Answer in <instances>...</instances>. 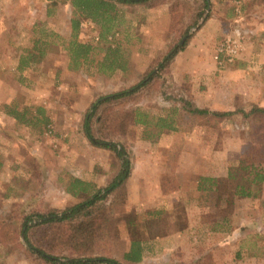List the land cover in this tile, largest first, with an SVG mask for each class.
Instances as JSON below:
<instances>
[{
  "label": "rangeland",
  "instance_id": "obj_1",
  "mask_svg": "<svg viewBox=\"0 0 264 264\" xmlns=\"http://www.w3.org/2000/svg\"><path fill=\"white\" fill-rule=\"evenodd\" d=\"M157 3L121 5L122 19L114 38L125 54L127 70L105 75L96 71L105 44L97 38L98 29L88 19H81L90 24H79L78 30V39L94 45L88 66L78 70L68 68L66 51L55 44L39 61L19 70L18 59L26 54L25 49L33 45L35 37H45L42 29L63 37L70 35L73 9L68 2L56 0H0V264H42L26 248L18 225L25 213L64 208L81 200L82 197L64 191L66 174L105 187L117 171L120 161L115 154L92 145L82 132L84 113L100 95L130 87L153 70L156 74L153 79L132 96L120 100L119 107L137 106L157 115L163 108L179 105L180 97H189L198 106L210 110L264 108V0H208L206 7L202 0ZM159 7L168 9L164 26ZM208 21H217V30L207 26ZM185 28L186 34L179 37ZM203 28L205 35L201 34ZM183 37L184 48L160 69L158 61L162 55L174 44H181ZM227 39L234 43L233 52L223 46ZM15 100L18 107L29 106L32 112L36 106L45 109L50 122L43 132L5 113L4 105ZM111 114L116 119L112 108ZM198 123L186 118L179 122L176 131H165L177 132L164 158L167 159L166 154L181 155L182 170L178 176L182 182L189 183L191 175L203 172L202 167L214 154L222 157L219 161L228 158V162L222 164H228L227 170L246 156L247 150L251 152V159L258 157L264 164V114L256 112L243 118L241 113H236L215 121L214 125ZM113 139L126 145L134 161L136 158L143 161L139 160L135 166L137 184L126 182L124 201L112 203L109 196L103 202L105 208L95 213L92 220L100 227L85 253L111 257L121 264H134L124 257L130 245L125 219L134 214L139 221L145 212L139 205H129V187L132 186L134 193L139 189L141 194L145 182L139 184V177L144 176L145 171L148 175L157 171L150 168L146 155L159 150L142 138L139 126L129 125L124 136ZM106 151L113 154L108 162L107 155L103 156ZM185 152L187 155L183 154ZM103 165L108 166L104 171ZM84 171H88L89 176ZM164 175L168 187L173 186L176 175L169 178ZM220 189L225 194L226 183L221 184ZM200 197L215 207L214 212L205 216L207 222L215 219L209 214H216L218 220L229 211L230 206L222 198L216 202L217 194ZM255 199L253 204L241 202L238 210L237 198H234L230 208L229 217L246 225L241 238H244L243 259L238 257L233 264H264V183L261 194ZM179 203L169 216L162 213L164 221L174 215L171 226L174 228L177 221L184 220V204ZM141 235L146 237L144 233ZM188 237L189 234L172 244L152 242L146 261L141 264H181L179 261L182 264H232L235 243L222 242L223 234L215 238L203 232L199 242L190 241ZM172 245L175 250L170 251ZM165 249H169L170 255L163 251ZM54 250L59 254H75L70 246L57 245Z\"/></svg>",
  "mask_w": 264,
  "mask_h": 264
},
{
  "label": "trees",
  "instance_id": "obj_2",
  "mask_svg": "<svg viewBox=\"0 0 264 264\" xmlns=\"http://www.w3.org/2000/svg\"><path fill=\"white\" fill-rule=\"evenodd\" d=\"M162 1L56 0V2H68L73 9L70 18V35L63 37L53 31L42 29L45 37L33 39V45L29 49H25V55L19 57L17 68L23 70L39 61L46 52L53 50L55 44L61 45V48L66 51L68 68L72 70L83 68L90 61V54L94 50L92 42L78 39L80 21L81 19H88L96 25L98 38L105 44L101 49L102 56L96 64L97 74L110 75L124 72L127 70V60L120 42L114 38L120 19H122L120 15L121 5L145 4L152 6ZM202 4L203 7H206L208 0H202ZM186 32V28L182 29L179 37ZM108 36L113 38L108 39ZM184 46L185 43H181L174 44L169 48L158 61L159 68L163 69ZM152 72L153 70L146 72L138 82L130 87L100 95L90 103L84 113L82 132L86 139L94 146L112 151L120 161L117 171L111 175L107 185L99 187L89 180L66 174L64 191L71 196L82 197L80 201L64 208H52L46 212L31 211L20 218L19 236L26 243L29 252L41 260L42 264H121L111 257L88 255L85 253V249L99 231L100 225L92 219L96 217V212L105 208L102 206L103 202L108 200L109 196H112V203L124 201L122 198L125 197L124 190L130 175L133 157L130 158L125 144L113 138L124 136L129 125L141 127L142 138L154 145L162 133L176 131L179 122L186 118L197 120L200 126H208V124L214 125L215 121L220 122L223 119H228L236 113H241L243 118H247L256 112L264 114V108L260 106H253L248 111L244 109L234 111L210 110L207 107L198 106L189 97H180L177 99L179 105L163 108L161 109L162 112L157 115L137 106L119 107L118 102L120 100L132 96L153 79L156 74L154 75ZM4 108L5 113L17 122L39 128L40 132H43L50 122L42 106H36L32 112L29 106L18 107L15 100L5 104ZM111 108L115 115L113 117L116 119L111 116ZM101 109L102 112H100ZM113 120L116 122L112 123ZM246 152V156H243L235 165H231L232 167H228L225 178L198 177L199 189H211L215 185L217 190L216 202L219 203L222 198V201L228 203L230 208L233 206L234 198H256L259 196L264 183V164L258 157L257 160L255 157L251 159V152L248 150ZM223 183H226L225 194L220 189V185ZM163 184L168 186L164 182ZM7 196L9 195L6 194ZM230 208L224 215H220L219 219L211 225L212 228L215 225L219 226L220 229L228 226L230 223L229 216L232 212ZM161 212L157 210L142 213L139 221L134 214L125 219V227L130 237L129 249L124 253L126 259L140 261L143 240L164 236L169 233L170 228L171 230H178L186 225L183 220L177 221L175 228L174 226L171 227L175 218L170 217L164 221ZM213 217L216 218V214H213ZM141 232L146 237H143ZM1 240L2 242L5 241L4 239ZM57 245L70 246L75 254H59L54 250Z\"/></svg>",
  "mask_w": 264,
  "mask_h": 264
},
{
  "label": "crops",
  "instance_id": "obj_3",
  "mask_svg": "<svg viewBox=\"0 0 264 264\" xmlns=\"http://www.w3.org/2000/svg\"><path fill=\"white\" fill-rule=\"evenodd\" d=\"M258 1V0H257ZM263 0H259V2H262ZM161 15V19H163V26L165 25V19L169 15L167 7H159ZM161 25V27H162ZM211 25L214 30H217L218 23L217 21L212 23L211 21H208L207 26ZM206 28V27H205ZM202 35L207 34L205 33L204 28H203V33ZM177 132H164L160 135L158 141L153 145L156 147V149L159 150V152L156 154L154 153H147L146 158L147 161L150 164V168H156L157 171L151 172L149 175L147 171H145L144 176L139 177L140 181L139 182H145V185L143 186V190L141 194H139V189L135 193H138L136 195L132 190V186L129 187V199L128 203L130 206H140L143 208V212H148V211H157L160 210L162 211L161 213L167 214L168 216L175 210V208L180 205L179 201H182L184 204V212L185 215L183 216L184 222L186 225L178 230H171L169 233H167L164 236L156 237L153 239H145L143 240V251H142V259L140 261H133V260H128L127 261L134 263V264H141L142 262L146 261V255L149 254V251L151 247L149 244L157 243V242H169L172 244L175 241H178L181 238H185L187 234H189V240L193 242H199L201 240V233H205L207 235H210L211 237L218 238L220 235H224V238L222 242H234L235 243V249L234 251V259L232 258V264L236 263L235 260H239L238 257H242L243 259V233L242 229L245 227V223L242 222H237L234 221V217H229L230 223L228 224L227 227H222V229L218 228L219 226L215 225L214 228L211 227L217 220L216 218L209 216L214 219L209 222L206 221L205 216H207L208 213H212L215 211V207L210 206L209 202H204L202 201V198L200 196L206 197L207 195H212V194H217L216 186L213 185L211 189L209 188H203L199 189L198 187V177L200 176H208V177H214V178H224L227 175V165H222L226 164L228 162V158L223 159V161H219L218 158H222L219 156L218 158L214 154L213 157L209 158L207 161L206 166L202 167L204 170L203 172H200V174L196 176L191 175V180L189 183L182 182L181 178L178 176V173L181 172L182 167H181V162L180 158L181 155H175L170 156L167 155L169 154V150H171V145L173 144V137L176 136ZM153 146L150 150L153 151ZM162 146V147H161ZM174 147V146H173ZM166 150V151H165ZM161 151V153H160ZM163 151V152H162ZM164 152H166V158H164ZM187 155V153H183ZM107 155V162L113 158V154L109 153L106 151V154L103 156L105 157ZM189 155V154H188ZM143 161V159L136 158L135 161L132 159V170H131V176L128 177L127 182L133 185V183L137 184V175H135V166L138 165V161ZM172 163L170 165V163ZM108 166L103 165L102 170H106ZM86 176L88 174V171H84ZM183 172V171H182ZM164 174H167L166 177H174L175 179L173 181V186L168 187L163 182L165 183L163 176ZM207 174V175H206ZM178 177V178H177ZM196 178V181L194 180ZM177 179V180H176ZM179 179V180H178ZM168 180V179H167ZM140 184V183H139ZM189 184V185H187ZM200 193V194H199ZM184 194L187 196L184 197ZM136 195V196H135ZM133 197V198H132ZM185 200V202H184ZM257 199L255 198H237L235 200V205L237 209H241V202L243 204L250 202V204L255 203ZM171 217H174L172 215ZM170 218V217H169ZM231 220L233 223H231ZM257 233V230H256ZM261 234V233H259ZM187 238V239H188ZM234 240V241H233ZM153 242V243H152ZM175 245H172L170 248V251L175 250ZM129 249V248H128ZM169 249H165L163 251L168 252L169 254ZM128 251V250H127ZM126 251V252H127ZM162 252V251H161ZM170 255V254H169ZM167 255V257L170 258V256ZM253 255V254H252ZM255 256V255H254ZM179 263L182 264V261H179Z\"/></svg>",
  "mask_w": 264,
  "mask_h": 264
},
{
  "label": "built area",
  "instance_id": "obj_4",
  "mask_svg": "<svg viewBox=\"0 0 264 264\" xmlns=\"http://www.w3.org/2000/svg\"><path fill=\"white\" fill-rule=\"evenodd\" d=\"M87 23H89L88 21H86V20H82L81 22H80V25L81 26H86L87 25ZM90 24V23H89ZM98 38V37H97ZM224 48L228 51V52H233L234 51V43L232 42V43H230V39H227L226 41H225V43H224Z\"/></svg>",
  "mask_w": 264,
  "mask_h": 264
},
{
  "label": "water",
  "instance_id": "obj_5",
  "mask_svg": "<svg viewBox=\"0 0 264 264\" xmlns=\"http://www.w3.org/2000/svg\"><path fill=\"white\" fill-rule=\"evenodd\" d=\"M185 37H183L181 40H180V43H182L184 41Z\"/></svg>",
  "mask_w": 264,
  "mask_h": 264
}]
</instances>
